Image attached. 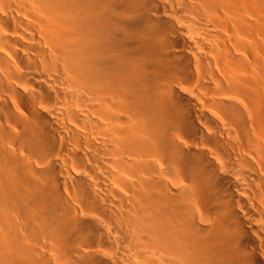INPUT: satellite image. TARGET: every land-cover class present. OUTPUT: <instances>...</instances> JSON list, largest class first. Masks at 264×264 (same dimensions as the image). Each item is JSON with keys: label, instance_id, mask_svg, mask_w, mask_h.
Masks as SVG:
<instances>
[{"label": "bare ground", "instance_id": "bare-ground-1", "mask_svg": "<svg viewBox=\"0 0 264 264\" xmlns=\"http://www.w3.org/2000/svg\"><path fill=\"white\" fill-rule=\"evenodd\" d=\"M0 264H264V0H0Z\"/></svg>", "mask_w": 264, "mask_h": 264}]
</instances>
